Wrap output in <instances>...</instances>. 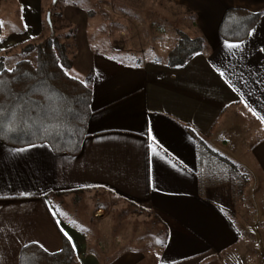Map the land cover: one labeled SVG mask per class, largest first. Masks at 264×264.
Listing matches in <instances>:
<instances>
[{"label":"crops","instance_id":"obj_1","mask_svg":"<svg viewBox=\"0 0 264 264\" xmlns=\"http://www.w3.org/2000/svg\"><path fill=\"white\" fill-rule=\"evenodd\" d=\"M174 1L191 13L190 36L205 40L184 66L167 63L177 37L165 41L166 30L154 25L158 57L96 52L91 68L70 69L92 90L78 154L0 140V264H20L29 243L57 252L64 237L76 264H256L245 246L257 238L264 246V230L245 223L258 220L250 214L264 223V0ZM43 4H26L17 32H43ZM229 8L263 12L247 39L221 37ZM76 196L89 205L80 221L70 217ZM113 202L142 208L164 232L156 260L127 247L134 232L107 221Z\"/></svg>","mask_w":264,"mask_h":264},{"label":"rangeland","instance_id":"obj_2","mask_svg":"<svg viewBox=\"0 0 264 264\" xmlns=\"http://www.w3.org/2000/svg\"><path fill=\"white\" fill-rule=\"evenodd\" d=\"M28 2L30 0H0V17L5 23L1 39H4L5 33L8 36L10 32H13L9 30H15L11 38L8 36L7 40L5 39L0 50L8 68L13 67L16 61L32 56L23 51L27 44L39 42L51 36L59 37L67 45L68 54L73 61L72 68L82 71L86 67L91 68L90 60L96 52L108 53L120 58L124 56L135 59L158 57L163 45L159 39L158 30H155V27L159 25L166 30L163 38L165 41L174 40L176 37L178 39L179 30L189 36L194 33L191 31L193 27L190 26L192 17L190 11L185 10L174 0H43V32L37 34L24 30L17 32L19 20ZM154 25L157 26L154 27ZM176 29H178L177 32ZM30 35L33 36L29 37ZM173 43L176 45L177 40ZM80 201L81 197L77 196L72 201L75 205L71 208L74 211V216L70 215L72 221L75 219L80 221L81 216L87 217L85 207L89 205H83ZM53 204L56 203L53 202ZM104 209L107 221L111 219L117 221L112 223L116 232L121 229L130 233L134 232V237L129 239L127 247L137 254L142 252L147 255L149 251L148 256L156 260V254L152 252L164 241V232L156 231L155 223L147 221L142 216V214L145 215L142 208L136 205L125 207L122 203L113 202L106 205ZM80 212L85 215H80ZM250 215L258 220L254 218L255 221L249 225L244 222L245 227L250 231L264 230V223H260L262 217ZM246 218H249V215ZM102 221L104 223V220ZM91 223V228L95 232L99 225L92 221ZM103 223L99 231L103 229ZM109 223L111 222H107V225ZM81 225L86 229L89 227L85 223ZM252 235H258V233ZM257 240L260 241V238ZM257 240L247 241L245 247H250L252 254L247 261L251 262L255 259L256 264H260L264 262V246ZM71 264L76 263L72 261ZM217 264H220L219 261Z\"/></svg>","mask_w":264,"mask_h":264},{"label":"trees","instance_id":"obj_3","mask_svg":"<svg viewBox=\"0 0 264 264\" xmlns=\"http://www.w3.org/2000/svg\"><path fill=\"white\" fill-rule=\"evenodd\" d=\"M262 15V11L245 8L227 9L219 27L221 37L225 41L247 39ZM2 28L0 20V36ZM204 46V38L179 30L167 63L182 67ZM23 51L32 56L11 68L0 54V140L17 146L45 142L56 152L78 154L92 112L89 79L81 81L69 73L73 61L67 45L57 36L31 42ZM201 149L205 150L203 145ZM74 255L72 243L64 237L57 252L27 244L21 250L20 264H70Z\"/></svg>","mask_w":264,"mask_h":264},{"label":"snow or ice","instance_id":"obj_4","mask_svg":"<svg viewBox=\"0 0 264 264\" xmlns=\"http://www.w3.org/2000/svg\"><path fill=\"white\" fill-rule=\"evenodd\" d=\"M7 71H12V69H7ZM21 151H23V149ZM153 151H155V148H153ZM62 231H63V229H62ZM65 235L67 236V233H65ZM69 239H71V238L69 237ZM41 247H43V246L41 245Z\"/></svg>","mask_w":264,"mask_h":264}]
</instances>
